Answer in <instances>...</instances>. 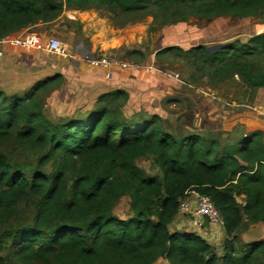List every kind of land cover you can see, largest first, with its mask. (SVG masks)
I'll return each mask as SVG.
<instances>
[{"label": "trees", "instance_id": "obj_1", "mask_svg": "<svg viewBox=\"0 0 264 264\" xmlns=\"http://www.w3.org/2000/svg\"><path fill=\"white\" fill-rule=\"evenodd\" d=\"M197 5L196 15L261 16L264 0H0V39L65 10L142 13ZM179 50L169 46L158 52ZM191 52L216 80L240 77L264 87V32L216 50ZM62 83L60 74L38 80L22 93L0 90V146L36 154L35 164L0 150V264H264V239L239 251L245 221L264 223V133L255 130L233 143L205 134L175 136L154 114H126L130 95L115 89L61 121L44 112L45 97ZM140 114V115H139ZM152 159L161 172L150 176L136 164ZM209 197L223 219L224 254L196 232L171 233L169 225L189 192ZM129 197L132 215L113 208ZM31 223L12 226L21 206Z\"/></svg>", "mask_w": 264, "mask_h": 264}, {"label": "rangeland", "instance_id": "obj_2", "mask_svg": "<svg viewBox=\"0 0 264 264\" xmlns=\"http://www.w3.org/2000/svg\"><path fill=\"white\" fill-rule=\"evenodd\" d=\"M197 8L193 4L169 10L152 7L131 15L114 14L105 9H89L84 11L90 18L84 15L73 20L64 16L59 21L51 22L46 28L47 34L34 26L27 31L44 35L45 42L50 37L60 39L65 54L16 47L17 52L4 57L1 51H12L13 47H9V44L1 45L0 90L8 94L22 93L38 80L60 74L62 83L45 97L44 112L51 120L61 121L90 108L102 92L81 77V74L70 73L68 69L72 62L80 60L86 63L87 55L97 58L107 56L136 65L133 75H121L131 96V104L127 105L125 111L127 115L135 111L146 117L156 114L161 118L163 128L175 136L197 133L221 136L220 141L224 142H236L246 131L247 134L253 132L249 130L258 123L256 107L259 100L264 101V89L249 87L238 76L216 80L210 68L197 64L195 56L189 51L200 45L210 49L236 40L246 42L252 36L264 32V14L243 18L221 16L206 21L196 15ZM93 14L115 28L103 40L107 39L111 43L106 47H99L102 44L100 38L98 42L95 39L91 41V37L84 33V25L93 20ZM94 42H97L96 47L92 46ZM169 46H177L179 50L158 54ZM251 62L255 71L264 69L261 56L253 57ZM95 70L91 69L89 73L98 78ZM130 70L118 71L123 74ZM226 129L230 130L227 132ZM14 147L9 143L0 146V150L6 149L12 157L30 166L35 164V153ZM136 164L150 176L161 175L152 159L139 158ZM113 212L123 219L129 218L132 215L129 197L120 199ZM31 218V208L23 204L11 224L25 226L31 223ZM261 226L245 221L236 242L239 251L247 244L264 239ZM2 231L0 227V244ZM216 248L219 255L224 254V242ZM155 264L169 262L160 258Z\"/></svg>", "mask_w": 264, "mask_h": 264}, {"label": "crops", "instance_id": "obj_3", "mask_svg": "<svg viewBox=\"0 0 264 264\" xmlns=\"http://www.w3.org/2000/svg\"><path fill=\"white\" fill-rule=\"evenodd\" d=\"M84 15H85V17L90 18V15L86 14L85 11L74 10V9L65 10L62 13V15L58 19H56L55 21H59V19H61L64 16H68L73 20L74 19L77 20L78 16L83 17ZM50 24L51 23H46V24L39 23V24H36L34 26L37 27L39 30H42L41 31L42 33L44 32L45 34H47L46 28ZM33 27L25 28V29L18 31V32H21L19 35H15V34H18V32H15V33L11 34L12 37H10L11 35H9L7 37H9V39L19 37L25 31L32 29ZM122 28L124 29L125 27H122ZM119 30L121 32V28H119ZM84 31H85L84 33L87 35V37H91V41H93L95 39L98 42V39L100 38L102 44L99 47L103 48V47H106L107 45L111 44L110 41H107V39L104 42H103V40H104V38H108L110 36V34L115 31V28L112 25H110L108 22H106L105 19H102V18L98 17L96 14H93V20L89 23L87 22L84 25ZM40 36L43 38L44 35L43 36L40 35ZM43 41L45 42L44 39H43ZM96 43L94 42V44H92V46L96 47ZM103 43L106 45H104ZM4 44H9V47H13L12 51L11 50H6L7 52L1 51V53L4 57H5V55L12 54V52L13 53L17 52L16 49H18V48H16V47H20V46L11 45L10 43H4ZM22 48H24V47H22ZM28 49L36 50V51L43 50V49H31V48H28ZM89 63L88 62L85 63L83 61L80 62V60L79 61L74 60L68 70L70 73L74 72L75 74H77V73L81 74V77H83L87 82L93 83V85L96 88H99L102 91L101 94L104 92H108V91L120 89V88L126 90V86L123 84L124 82L121 79V75H123V76L126 74L133 75L135 70H136V68H134L136 66L134 63H131V66H129L128 68H125V69H129V70L131 69L133 72L130 70L131 72L128 71L127 73H123V74L120 71H118L120 69L109 68V67H94ZM132 64H134V65H132ZM91 69H93V70L99 69V70H95L96 74L98 75V78H96L95 75L92 76V74L89 73V71ZM118 75H120V76H118ZM258 88L264 89V87H258ZM130 103H131V96H130ZM256 108L258 111L257 115L259 116L258 117V123L255 124L254 128H252V129L250 128L251 130H249V131L261 130L264 133V101L259 100ZM261 108L263 109L262 111L259 110ZM230 129L232 130L233 128L231 127ZM230 129H226L227 132ZM247 133H248V131H246V133L243 134L241 137H243ZM230 135L232 136L231 133H230ZM217 138L219 140H221L222 137L217 136ZM222 142H224V141H222ZM224 143H231V142L225 141ZM182 201L190 203V205L193 207L196 204V196L194 193H189ZM120 218H122V217H120ZM254 224L255 225H262L261 229L264 230V223L258 222V223H254ZM222 228L223 227L216 228L213 226H209V227L203 228L202 230H198V229L194 228L192 225V215L190 213H181V212H178V214L176 215L174 220L169 225V230L171 233L196 232L200 236H202L204 239H206L207 242L210 243L214 247H216V246L218 247L220 244L222 245V242H224V240L226 239L224 229H222Z\"/></svg>", "mask_w": 264, "mask_h": 264}, {"label": "built area", "instance_id": "obj_4", "mask_svg": "<svg viewBox=\"0 0 264 264\" xmlns=\"http://www.w3.org/2000/svg\"><path fill=\"white\" fill-rule=\"evenodd\" d=\"M4 43H10L11 45L20 46L24 48L31 49H43L47 50L53 54H65V49L62 46L60 39L56 37H50L46 42L40 34L31 31H25L21 36L12 39L1 38L0 46ZM85 60L90 62L94 67H109L115 69H125L131 66L130 62L122 61L120 59H113L107 56H102L100 58L94 57L92 55H87ZM194 193L196 196L195 206H191L190 203L181 201L179 212L190 213L192 215V225L198 230H202V219L205 215L210 218V226L220 228L223 227V219L217 208L214 206L209 197L205 195H200L197 192ZM188 193V194H189Z\"/></svg>", "mask_w": 264, "mask_h": 264}, {"label": "water", "instance_id": "obj_5", "mask_svg": "<svg viewBox=\"0 0 264 264\" xmlns=\"http://www.w3.org/2000/svg\"><path fill=\"white\" fill-rule=\"evenodd\" d=\"M218 47H220V45H219V46H216V47H213V48H210V51H214V50H216ZM202 226H203V227H209V226H210V218H209L207 215H205V216L203 217V219H202Z\"/></svg>", "mask_w": 264, "mask_h": 264}]
</instances>
